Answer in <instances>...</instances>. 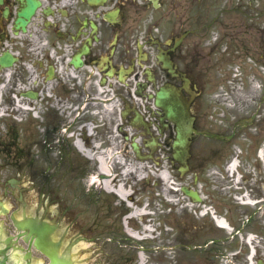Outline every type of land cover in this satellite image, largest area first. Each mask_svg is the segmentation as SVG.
Wrapping results in <instances>:
<instances>
[{
  "label": "flooded vegetation",
  "instance_id": "flooded-vegetation-1",
  "mask_svg": "<svg viewBox=\"0 0 264 264\" xmlns=\"http://www.w3.org/2000/svg\"><path fill=\"white\" fill-rule=\"evenodd\" d=\"M34 1L38 4L30 24L63 28L72 49L90 45L86 62L116 76L121 85L106 86L105 94L110 99L117 94L123 121L129 115L124 114L125 90L138 80L155 93L166 85L180 93L197 131L190 136L186 172L202 174L207 207L212 205L211 188H216V197L224 201L216 211L231 219L234 229H215L206 213L201 228L183 230L184 243L173 230V249L180 252L174 253L172 264H189L194 252L205 259L232 252L238 264H248L249 248L243 243L250 232L256 235L255 258L264 264V0ZM21 5V0H0V44L11 37ZM94 26L98 39L92 41ZM37 67L42 69V63ZM83 91L88 110H96L97 88L88 83ZM86 112L72 122L45 123L42 152L47 156L57 149L65 161L53 172H83L81 164L70 161L73 150L59 135L66 125L70 129L90 120ZM150 112L160 120V111ZM100 115V132L108 136L115 117L111 112ZM169 124L175 129L173 121ZM52 185L51 177L41 188ZM226 200L231 204L225 205Z\"/></svg>",
  "mask_w": 264,
  "mask_h": 264
},
{
  "label": "rangeland",
  "instance_id": "rangeland-1",
  "mask_svg": "<svg viewBox=\"0 0 264 264\" xmlns=\"http://www.w3.org/2000/svg\"><path fill=\"white\" fill-rule=\"evenodd\" d=\"M26 78L27 74L21 76L22 80ZM7 110L5 117L0 118V198L16 216L21 215L23 208L28 214L34 213L43 198L44 206L41 209L46 208L45 217L64 228L66 238L77 235L86 237L75 248L81 264H140L141 252L146 256L143 264H171L174 260L171 232L176 230L179 243H184L186 236L183 230L200 228L202 225V204L190 206L188 198L172 188L173 180L193 184L195 175L187 173L181 178L177 169L170 165L169 150L161 151L160 156L154 160H140L129 152L128 155H123L124 163L114 164L120 178L118 182L126 181L127 190L135 192L136 208L139 211L151 210V213L141 214L129 221L134 229L150 234L147 240H139L125 233L122 213L130 210L125 202L116 195L108 194L97 182L90 183L88 177L98 173L92 160L75 150V158L85 165L83 172L71 171L65 176L60 172H53L60 157L57 149L48 151L47 156L42 153L41 139L46 121L20 120L15 115H10ZM23 114L22 112L19 116ZM46 116L65 119L57 109H50ZM94 122L99 124L101 121L94 119ZM96 128L98 134L100 124ZM111 140L114 141L113 138ZM115 141L118 145L121 143L119 137ZM69 144H72L71 139ZM73 154L70 161L75 163L77 160ZM48 165H51L49 172L45 170ZM127 165L132 168L128 175L124 173ZM162 173L169 175V179L162 178ZM198 175L202 184V174ZM51 177L53 187L45 188L43 193L41 187ZM11 178L19 181L11 185ZM58 182H61L60 188L55 189ZM62 195L65 196L63 200L60 199ZM58 201L61 202L60 206ZM210 203L216 209L224 204V201L216 197V188L213 187ZM229 204L231 203L226 200L225 205ZM68 205L70 210H65ZM146 223L149 225L146 226ZM179 252L180 250H176L177 254ZM197 255L203 256L200 252ZM202 263L203 260L196 256L191 261V264Z\"/></svg>",
  "mask_w": 264,
  "mask_h": 264
},
{
  "label": "water",
  "instance_id": "water-1",
  "mask_svg": "<svg viewBox=\"0 0 264 264\" xmlns=\"http://www.w3.org/2000/svg\"><path fill=\"white\" fill-rule=\"evenodd\" d=\"M34 11V3L26 0V3L24 5V7L21 9V11L19 12V18L18 21L19 22L17 24V27H19V25H22L23 29H25V24L27 22L26 18H29L30 15L33 13ZM86 49H88V47L86 46L81 52H78L77 54H75L73 62L75 63L76 66L82 64V58H81V54L82 52L86 51ZM14 56L12 55L11 52L9 51H5L1 56H0V64L1 66H9L12 65V63L14 62ZM28 95L31 96H35V93H31V92H27ZM159 98H157V103L160 104L161 106H163V108L165 109L166 112V116L171 118V117H176L175 115H177V137L174 141V147L176 149V153H175V157L184 161L185 157L187 155V136H188V131H189V127L188 125L185 124V120L180 118V115H178V113L182 112L181 109L178 107V103L175 104L174 101L172 100V98L170 97V93L169 91H165L162 90L159 92ZM133 145L136 149V151L139 153V147H138V143L136 140L133 141ZM139 156H141L139 154ZM184 191L187 192L188 194L194 196L197 199H200V196L198 195V193L194 190H189L187 187H183ZM45 226H50V224L48 223H44ZM17 226L18 228H21L22 230H26L22 232V234L24 235L25 240L29 241L30 244L29 246L31 247V244L33 243V234L37 235V241L35 242L37 246H39L38 243V239L43 236L42 231H40L39 229H37L36 227L29 225V224H22L19 221L17 222ZM59 229L56 230V232L54 233L55 236H58V234H60L63 230H65L64 228L58 226ZM32 236V237H31ZM49 257H50V262L48 264H59L57 261V258L54 254H52L50 251H47ZM4 254V250H0V264H4L6 262L7 259V255L4 254L3 257H1ZM74 255V257L79 260L77 253L74 249V252L72 253ZM80 261V260H79ZM26 264H30L29 262H27ZM81 264V262L79 263Z\"/></svg>",
  "mask_w": 264,
  "mask_h": 264
},
{
  "label": "bare ground",
  "instance_id": "bare-ground-1",
  "mask_svg": "<svg viewBox=\"0 0 264 264\" xmlns=\"http://www.w3.org/2000/svg\"><path fill=\"white\" fill-rule=\"evenodd\" d=\"M91 130V128H90ZM79 144H77L79 147H81V149L85 152V154L87 156H90V157H94V151L88 149L87 147H83L82 145V142L78 141ZM120 156L115 153V152H111L106 156L105 153L104 154H101L99 155V164H98V171L101 173V174H104L102 176L104 177H101L100 174H94L92 176V182H98L99 185H102L104 188H106L107 190H115L117 191L118 194H120L122 197L125 198V196L128 194V190H126L121 184L115 188L113 186V182H116L117 179H118V175L117 176H114V162H115V159L119 158ZM120 161L122 162V158L120 157ZM132 168L130 165L126 166L125 169H124V173L126 175H128L130 172H131ZM162 176L166 179H168V175L163 173ZM139 213V210H135L133 212V214H137ZM220 223L222 225H225L223 222V219L219 220ZM227 226V225H225ZM129 231H131L132 229L129 228ZM132 234L136 235V236H139V234L136 232V231H132L131 232ZM143 260H144V256H142V259H141V262L140 264H143Z\"/></svg>",
  "mask_w": 264,
  "mask_h": 264
}]
</instances>
